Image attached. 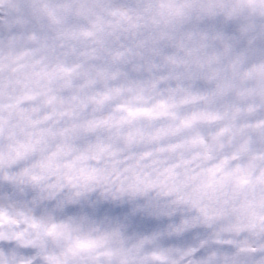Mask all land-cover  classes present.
<instances>
[{"label": "snow or ice", "instance_id": "obj_1", "mask_svg": "<svg viewBox=\"0 0 264 264\" xmlns=\"http://www.w3.org/2000/svg\"><path fill=\"white\" fill-rule=\"evenodd\" d=\"M0 264H264V0H0Z\"/></svg>", "mask_w": 264, "mask_h": 264}]
</instances>
